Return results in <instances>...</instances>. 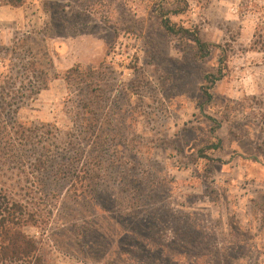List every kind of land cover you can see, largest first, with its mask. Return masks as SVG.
Wrapping results in <instances>:
<instances>
[{"label": "rangeland", "instance_id": "1", "mask_svg": "<svg viewBox=\"0 0 264 264\" xmlns=\"http://www.w3.org/2000/svg\"><path fill=\"white\" fill-rule=\"evenodd\" d=\"M76 65L107 72L101 169L61 79ZM2 108L25 131L0 193L31 220V264H264V0H0Z\"/></svg>", "mask_w": 264, "mask_h": 264}, {"label": "trees", "instance_id": "2", "mask_svg": "<svg viewBox=\"0 0 264 264\" xmlns=\"http://www.w3.org/2000/svg\"><path fill=\"white\" fill-rule=\"evenodd\" d=\"M8 3L13 7H22L25 4V0H8ZM181 12L179 10H165V8L160 9V18L164 30L175 37L190 39L195 44L196 54L200 59H205L209 56L211 51L210 44L204 42L197 31L189 30L183 26H177L174 24L170 15H179ZM30 66H35L34 62H31ZM102 66L99 69L96 68H84L81 65H76L65 72L61 77L68 88L72 90L76 89L82 93V96L76 102L77 105V120L82 124L81 135L85 141L92 145L93 156L90 158L91 162L95 164V168L101 169L99 166L96 167L98 163V152H100L105 145V135L104 127L101 125V118L99 110H102L103 103V86L99 84L98 80L104 79L107 75L106 70ZM226 74L223 69L218 70L216 74L207 75L204 79L205 84L203 86L202 92L204 97L208 100H212L211 90L215 84L222 81ZM59 76H55L54 79H59ZM95 87V88H94ZM48 89V79H43L39 85V91ZM37 95V94H36ZM33 97V95H26V100ZM4 103L8 102L7 98L3 97ZM15 99V98H11ZM16 101V100H15ZM14 103V102H13ZM11 103V106L12 104ZM5 108L0 110V155L14 154L22 155L24 152V144L22 142L16 143L18 138H22L25 135V131L22 126L14 124L12 129L8 126H4L1 122L2 116ZM16 113L13 111L12 114ZM216 122V120H212ZM79 127V125H78ZM32 133L31 129H26V142L29 140L28 133ZM20 141V140H19ZM72 144V142H71ZM221 142L212 146L214 149L220 148ZM19 146V147H17ZM80 158L83 154H79ZM206 157V156H204ZM85 158V157H83ZM95 160V162H94ZM82 166L81 170L90 171L88 166L84 168ZM92 171V170H91ZM89 175V174H88ZM86 175L88 177L87 183H90L91 175ZM3 194V191H1ZM0 193V264H17L21 262L22 264H31V261L36 259L38 253V246L34 240H31L26 236L23 231V227L30 223L31 220H26V214H23L22 207L15 204V202L10 201L7 195H2ZM17 205V206H16ZM19 209V210H17ZM30 219L32 217H29ZM186 264V262H185Z\"/></svg>", "mask_w": 264, "mask_h": 264}]
</instances>
